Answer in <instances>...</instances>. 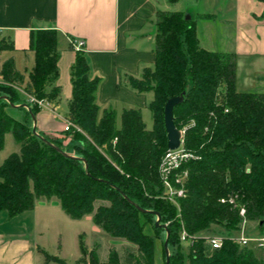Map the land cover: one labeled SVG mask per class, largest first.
<instances>
[{
    "label": "trees",
    "instance_id": "obj_1",
    "mask_svg": "<svg viewBox=\"0 0 264 264\" xmlns=\"http://www.w3.org/2000/svg\"><path fill=\"white\" fill-rule=\"evenodd\" d=\"M155 42L153 66L139 77L124 76L136 91H152L151 127L138 108H124L119 125L112 108L98 115L99 77L89 75L87 57L76 49L70 68L71 125L65 130L70 139L64 142L33 130L41 105L28 100L60 96L58 30H30L33 66L23 72L12 56L0 63V149L8 131L19 143V150L0 163V210L13 216L37 199L55 197L69 217L90 215L95 226L134 245L100 259L96 248L88 249L80 239L83 256L73 264H154L155 236L144 226L151 222L155 234L160 232L156 214L167 222L169 264H264L256 245L230 236L240 229L238 205L258 228L264 224V89H237L235 54L201 47L195 19L182 11L158 12ZM13 47L9 36L0 37V51ZM175 95L181 100L173 107L174 124L185 126L183 145L193 155L177 168L186 170L179 206L163 195L157 172L168 141L164 104ZM230 195L237 205L220 201ZM182 227L196 235L185 246ZM214 232L224 235L218 247L202 236ZM41 251L46 260L68 264Z\"/></svg>",
    "mask_w": 264,
    "mask_h": 264
},
{
    "label": "crops",
    "instance_id": "obj_2",
    "mask_svg": "<svg viewBox=\"0 0 264 264\" xmlns=\"http://www.w3.org/2000/svg\"><path fill=\"white\" fill-rule=\"evenodd\" d=\"M159 11H182L195 19L201 47L233 52L237 89L240 82L243 88L256 82L264 89V0H0V37L9 36L14 45L13 49L0 51V63L12 56L19 70L28 71L34 64V52L29 48L30 30H58L57 83L61 93L57 100L49 101L51 107L43 105L37 111L32 122L35 130L64 138V142L70 139L64 126L72 95L70 68L76 54L73 39L84 40L81 49L89 63V75L99 77L95 92L98 115L103 109L112 108L119 125L122 110L131 107L140 109L144 119L150 111L147 105L152 91H136L124 76L139 77L143 68L153 66ZM19 89L24 93L23 87ZM146 126L149 127L147 123ZM7 135L6 132L0 153ZM18 150L19 143L15 141L2 154L0 163ZM49 203L58 201L37 199L32 208L13 216L0 210V264L57 263L45 259L43 249L33 238V233L41 234L39 219L47 214L41 207ZM257 231L256 236H264V224ZM253 245L258 247L257 253L264 254L257 242Z\"/></svg>",
    "mask_w": 264,
    "mask_h": 264
},
{
    "label": "rangeland",
    "instance_id": "obj_3",
    "mask_svg": "<svg viewBox=\"0 0 264 264\" xmlns=\"http://www.w3.org/2000/svg\"><path fill=\"white\" fill-rule=\"evenodd\" d=\"M237 87L239 90H243V89L244 90L246 89L247 90H261L262 89V87L260 86V83H256V82H253L248 87H244V88L242 86V82H240L238 83ZM30 97L28 98L29 101L37 102L38 99L31 100ZM40 101L41 102H38V103L41 106L44 105V106L51 107V105H49V101L41 100V99ZM144 121L147 123L149 127H151L152 116H151L150 111H147V113L144 114ZM66 123L71 125L69 116H67L66 118ZM180 129H184L185 131V126H183ZM184 131L182 134H184ZM7 134L8 135L5 141V148L3 149V151H1L0 157L7 150H9L13 144H15L12 134L10 132H7ZM66 136L69 137L70 134H66ZM66 136H65V139H66ZM182 144H183V135H182ZM43 199L44 198H40L39 200H43ZM51 199L56 200L55 197H52ZM177 202H178V199H177ZM176 205L179 206V202ZM41 208H45L47 210L46 212L47 214H45L44 216H42V218L39 219L38 227L40 228L41 234L37 235V233L36 234L33 233V238L39 242L40 249H43L47 251L48 253L57 255L63 258L64 260L71 262L72 264L75 263L77 260H80V258H82L83 256L81 253V248H80V239L83 240L84 244L87 246L88 249L95 247L100 259H105L109 251L112 249L118 250V252L121 254L125 248L134 246L132 243H130L126 239L121 238V237L111 236L110 234H108L106 231H104L100 227L95 226L93 224V221L90 215H85L79 219L71 218L61 209L58 203H49L45 205V207H41ZM153 219H154V223L156 220H158V223L162 227L161 231L160 232L158 231L159 233L157 232L155 234V230L151 222H147L145 224L144 231L148 234L155 236L154 237L155 238L154 239L155 240L154 264H165L166 255L163 250L164 249L163 242L166 237V229L162 225L167 227L166 226L167 222H165V224L161 223L158 214H156L153 217ZM246 220L247 222L245 224V234L248 236L256 237V235H258L257 222L254 220H249L247 218ZM182 228L184 229V227ZM215 228L216 230L220 229V227L218 226H215ZM215 234H220V233H215ZM238 234H239V231L232 233L231 235L237 236ZM187 242H188L187 240L186 241L182 240V246H185ZM254 242L256 244V241L254 240L248 241L247 244H254ZM168 252H169V248H168ZM258 253L262 254L261 252H258ZM54 264H58V263H54Z\"/></svg>",
    "mask_w": 264,
    "mask_h": 264
},
{
    "label": "built area",
    "instance_id": "obj_4",
    "mask_svg": "<svg viewBox=\"0 0 264 264\" xmlns=\"http://www.w3.org/2000/svg\"><path fill=\"white\" fill-rule=\"evenodd\" d=\"M71 44L75 49H81L84 44V40L73 39L71 41ZM30 99L35 100L36 98L31 96ZM37 102H41L40 99H38ZM68 127L69 124L66 123L64 129L67 130ZM180 130L183 133L184 129ZM192 156V153L186 150L183 146L181 138L180 145L174 149L167 148L158 163L157 172L158 177L164 186L163 195L175 204H178V197L185 194L184 177L186 175V170L177 171V168ZM225 200H228L233 205H237V203L235 202V195H230L228 198H220V201L222 202H224ZM238 212L241 215L239 234L237 236H230L238 240L241 244H247L248 241L254 240L259 246L264 247V236L252 237L245 234V224L247 220L245 216V207L243 205H238ZM202 236L206 238V240L211 244L212 247H218L221 244L222 238L224 237V235L222 234H202ZM195 237V234H188L185 229L181 228V240L189 241L190 239H193Z\"/></svg>",
    "mask_w": 264,
    "mask_h": 264
},
{
    "label": "water",
    "instance_id": "obj_5",
    "mask_svg": "<svg viewBox=\"0 0 264 264\" xmlns=\"http://www.w3.org/2000/svg\"><path fill=\"white\" fill-rule=\"evenodd\" d=\"M181 100L180 95H175L169 97L165 104H164V125L165 129L167 132V148L169 149H174L178 147L181 143V138H182V132L180 128H177L176 125L174 124L173 120V107L174 105ZM35 131V129L33 128ZM155 225H160L158 223V220L155 221ZM166 229V237L163 242V248L165 252V264H169V252H168V236H169V230L167 227L162 225Z\"/></svg>",
    "mask_w": 264,
    "mask_h": 264
}]
</instances>
